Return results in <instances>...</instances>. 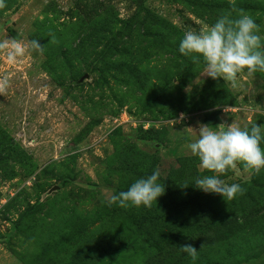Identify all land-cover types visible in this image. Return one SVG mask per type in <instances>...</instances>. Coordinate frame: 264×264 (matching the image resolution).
Returning <instances> with one entry per match:
<instances>
[{"label": "rangeland", "instance_id": "obj_1", "mask_svg": "<svg viewBox=\"0 0 264 264\" xmlns=\"http://www.w3.org/2000/svg\"><path fill=\"white\" fill-rule=\"evenodd\" d=\"M5 3L0 42L44 50H0V264H264V169L222 175L246 189L225 201L186 148L200 123L264 125V72L233 88L179 51L233 3L264 35V0ZM156 169L150 209L109 206Z\"/></svg>", "mask_w": 264, "mask_h": 264}, {"label": "clouds", "instance_id": "obj_2", "mask_svg": "<svg viewBox=\"0 0 264 264\" xmlns=\"http://www.w3.org/2000/svg\"><path fill=\"white\" fill-rule=\"evenodd\" d=\"M6 6L5 0H0V9ZM260 33V25L233 3L232 10L220 15L213 24H205L199 30H186L179 51L184 56H191L195 64L203 62L206 76L223 79L235 88L238 74L243 70L246 69L249 75L264 72V35ZM27 49L42 54L44 46L38 40L25 43L11 38L0 42V50H7L12 60L22 56ZM6 86L7 78L0 84V91ZM187 129L194 130L195 139L187 143L186 148L199 159L201 170L212 173L194 180L193 184L205 193L221 195L225 201L233 200L243 195L246 189L238 183L229 185L220 177L235 170L238 163L256 173L264 169V148L261 147L264 125L255 123L250 128L247 125L241 127L234 121L230 125L221 123L216 126L200 123L198 129ZM160 176V170L156 169L151 175L138 178L128 190L111 195L109 206L150 209L166 192ZM181 250L193 261L198 259V250L192 244L182 245Z\"/></svg>", "mask_w": 264, "mask_h": 264}]
</instances>
